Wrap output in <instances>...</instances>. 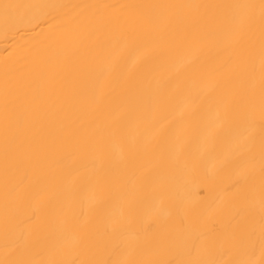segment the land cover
<instances>
[{"label": "bare ground", "instance_id": "6f19581e", "mask_svg": "<svg viewBox=\"0 0 264 264\" xmlns=\"http://www.w3.org/2000/svg\"><path fill=\"white\" fill-rule=\"evenodd\" d=\"M0 264H264V0H0Z\"/></svg>", "mask_w": 264, "mask_h": 264}]
</instances>
